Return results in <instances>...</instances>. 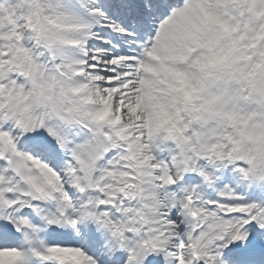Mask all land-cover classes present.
<instances>
[{
  "label": "snow or ice",
  "instance_id": "1",
  "mask_svg": "<svg viewBox=\"0 0 264 264\" xmlns=\"http://www.w3.org/2000/svg\"><path fill=\"white\" fill-rule=\"evenodd\" d=\"M0 264H264V0H0Z\"/></svg>",
  "mask_w": 264,
  "mask_h": 264
}]
</instances>
